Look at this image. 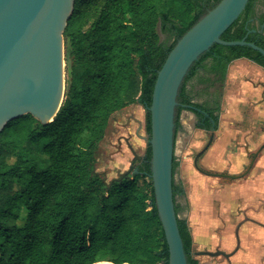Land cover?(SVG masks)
I'll list each match as a JSON object with an SVG mask.
<instances>
[{"label": "trees", "instance_id": "trees-1", "mask_svg": "<svg viewBox=\"0 0 264 264\" xmlns=\"http://www.w3.org/2000/svg\"><path fill=\"white\" fill-rule=\"evenodd\" d=\"M220 1H74L63 32L66 86L57 115L42 123L27 113L0 134V264H169L150 143L133 172L110 182L97 170L99 149L112 115L136 103L146 109L150 137L159 70ZM222 38L264 48V0H249ZM239 58L264 67L255 49L218 43L192 64L177 96L175 139L183 109L196 113L198 128H219L228 69ZM179 164L175 155V201L185 194L175 178ZM183 208L176 201L178 215ZM178 223L188 264H200L187 219Z\"/></svg>", "mask_w": 264, "mask_h": 264}, {"label": "water", "instance_id": "water-1", "mask_svg": "<svg viewBox=\"0 0 264 264\" xmlns=\"http://www.w3.org/2000/svg\"><path fill=\"white\" fill-rule=\"evenodd\" d=\"M75 0H0V134L6 124L31 113L42 123L57 115L65 96L63 32ZM249 0H221L178 41L158 72L152 102L149 143L156 204L169 248V264H188L174 197L175 109L181 83L192 64L213 44L249 46L264 56L255 42L225 40L223 33L240 17ZM215 131L198 158L212 143ZM129 169L141 159L134 150ZM232 179L236 176L221 174ZM226 255L199 251L196 255Z\"/></svg>", "mask_w": 264, "mask_h": 264}, {"label": "crops", "instance_id": "crops-1", "mask_svg": "<svg viewBox=\"0 0 264 264\" xmlns=\"http://www.w3.org/2000/svg\"><path fill=\"white\" fill-rule=\"evenodd\" d=\"M197 123L198 117L193 110L181 111L175 152L180 138L182 144H186L184 148H188L192 141L191 133L194 134V131L198 130L207 132L198 128ZM216 132L218 133L214 134L212 143L199 156L198 166L195 165L201 177L205 179H199L195 185L196 198L191 197V194L187 195V198L192 204L191 217H196V240L202 246L196 252L220 250L227 256L196 255V252L194 254L200 264H264L262 65L248 58H239L230 64L221 103L219 128ZM203 145L204 141L198 145V149L204 148ZM214 147L218 150L215 148L210 161L218 154L221 157L233 156V161L220 171L199 166V161ZM221 174H232L231 176L236 177L229 179ZM245 175L247 177H244ZM225 188L235 193L226 192L223 190ZM224 192L223 200L220 194ZM233 202H237V205L234 206ZM235 230L239 234L238 237L235 236Z\"/></svg>", "mask_w": 264, "mask_h": 264}, {"label": "rangeland", "instance_id": "rangeland-1", "mask_svg": "<svg viewBox=\"0 0 264 264\" xmlns=\"http://www.w3.org/2000/svg\"><path fill=\"white\" fill-rule=\"evenodd\" d=\"M161 40H167L164 34H161ZM217 133L218 132H216L215 135H217ZM209 137L210 132H203L198 130V132L194 131V134L191 133L192 141L188 148H184L186 144H182L181 138L176 145V157L180 164L177 169L175 178L176 182L184 187L186 193L185 196L183 194L177 195L176 199L177 203L183 205L184 207L183 210L180 211L179 216L187 219L191 229V233L193 232V253L198 249H201L202 246L196 240V217L195 215L191 217V214L193 212L192 204L188 201L187 195L191 194V197L195 199V185H197L196 183L199 181V179H205L202 178V175L199 174V170L194 163V158L196 154L203 148L202 147L198 149V145H200L201 142L204 141L203 146H205L209 140ZM148 143L149 135L146 131V109L142 104H132L125 109L114 113L109 122L106 136L100 145L97 163L98 172H100L105 177L107 182H110L112 179L119 177L129 169L131 161L134 158L133 150L139 156H143ZM215 148L218 150L217 147L212 148L211 151H209L199 161V166H204L205 168L208 167L210 169L220 171L223 168L227 167L228 164L233 161V156L229 155L227 157H221L219 154L218 156H214L215 160L213 158L212 161H210V156L216 150ZM138 160L139 159L135 161L134 170L137 167ZM244 177H247V175H245ZM225 180L229 181V179ZM223 190H226V192L232 191V194L235 193L229 188H225ZM240 191L241 188L238 189L239 196ZM224 197L225 192L220 194L221 199L224 200ZM233 205H237V202H233ZM24 214L25 212L22 213L23 216ZM237 218L239 217L237 216ZM238 235V232L235 230V236L238 237Z\"/></svg>", "mask_w": 264, "mask_h": 264}, {"label": "flooded vegetation", "instance_id": "flooded-vegetation-1", "mask_svg": "<svg viewBox=\"0 0 264 264\" xmlns=\"http://www.w3.org/2000/svg\"><path fill=\"white\" fill-rule=\"evenodd\" d=\"M142 157V156H141ZM176 201H177V199H176ZM183 206V205H182ZM180 213V212H179Z\"/></svg>", "mask_w": 264, "mask_h": 264}]
</instances>
